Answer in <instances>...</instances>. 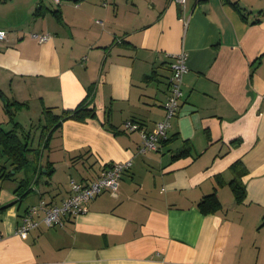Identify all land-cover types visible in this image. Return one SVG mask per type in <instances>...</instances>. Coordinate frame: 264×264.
Wrapping results in <instances>:
<instances>
[{
    "label": "crops",
    "instance_id": "obj_1",
    "mask_svg": "<svg viewBox=\"0 0 264 264\" xmlns=\"http://www.w3.org/2000/svg\"><path fill=\"white\" fill-rule=\"evenodd\" d=\"M0 30V97L58 117L85 100L95 110L61 119L29 172L0 178V264H264V0H0ZM182 49L178 112L160 148L139 152L124 123L162 119ZM118 161L130 164L115 196L16 233L29 205L59 204L70 178L89 183ZM210 193L219 206L203 213Z\"/></svg>",
    "mask_w": 264,
    "mask_h": 264
},
{
    "label": "built area",
    "instance_id": "obj_2",
    "mask_svg": "<svg viewBox=\"0 0 264 264\" xmlns=\"http://www.w3.org/2000/svg\"><path fill=\"white\" fill-rule=\"evenodd\" d=\"M59 3L60 0H54ZM76 3V0H74ZM183 6L186 0H173ZM100 22V21H97ZM6 37V32L0 30V40ZM31 37L39 43L47 41L48 33L32 32ZM169 76V88L163 102L164 115L162 119L155 123L151 131H146L138 122L128 119L124 127L129 131H138L140 135L139 152L146 150H158L161 142L166 139L168 130L171 127V120L177 114L180 99L182 96L183 78L188 71V53L182 49L171 53ZM130 164V161H118L105 166L100 173L89 183H83L74 178H70L69 195L59 204H48L40 199L36 204L29 205L21 217V223L16 233L26 235L32 228L40 223L47 227H63L65 218L75 216L87 210V202L93 199L103 190H108L113 196L117 194L122 172Z\"/></svg>",
    "mask_w": 264,
    "mask_h": 264
},
{
    "label": "trees",
    "instance_id": "obj_3",
    "mask_svg": "<svg viewBox=\"0 0 264 264\" xmlns=\"http://www.w3.org/2000/svg\"><path fill=\"white\" fill-rule=\"evenodd\" d=\"M8 104L10 103L8 102ZM43 109L45 113H49L50 117L54 119L53 122H50V120L45 126L46 132H51V127L58 126L61 119L73 118L83 121L86 118H93L95 116L94 108H88L86 100L82 101L74 109L63 111L60 117L51 114L47 108ZM11 119L13 120V118ZM32 150L33 148L30 146V132L28 130L17 128V123L15 121H13V124H11V127L8 129L0 125V178H11L17 172L24 170L28 163L29 152ZM182 154L183 152L174 157H178ZM243 172H245V170L240 171L237 177L235 176V178L231 180L232 190L238 200H242L245 196V186L241 180V173ZM24 185L25 183L21 182L16 190H19ZM198 204L203 213H209L215 211L219 206V201L215 193H210L205 195ZM8 206V204L3 205L0 203V218Z\"/></svg>",
    "mask_w": 264,
    "mask_h": 264
},
{
    "label": "rangeland",
    "instance_id": "obj_4",
    "mask_svg": "<svg viewBox=\"0 0 264 264\" xmlns=\"http://www.w3.org/2000/svg\"><path fill=\"white\" fill-rule=\"evenodd\" d=\"M6 89H8L7 86ZM6 89L4 91L7 94ZM0 101L4 104V106L6 105L4 108H6L7 111L5 110L4 114L7 116L9 123L13 124V121H15L17 123V128L25 129L30 132V146L33 150L29 152L28 163L25 169L21 171L29 172L39 158L41 144L45 141V126L50 121V114L45 113L44 109H42L43 107L38 103L36 105L28 102V105L25 103L19 105L15 102L8 104L5 100V96H1ZM10 117L13 118V120ZM10 124L3 125V128L8 129Z\"/></svg>",
    "mask_w": 264,
    "mask_h": 264
}]
</instances>
